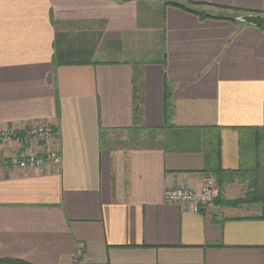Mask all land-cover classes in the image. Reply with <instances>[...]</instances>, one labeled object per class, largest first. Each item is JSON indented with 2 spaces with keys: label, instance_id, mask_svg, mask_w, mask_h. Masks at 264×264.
I'll list each match as a JSON object with an SVG mask.
<instances>
[{
  "label": "crops",
  "instance_id": "1",
  "mask_svg": "<svg viewBox=\"0 0 264 264\" xmlns=\"http://www.w3.org/2000/svg\"><path fill=\"white\" fill-rule=\"evenodd\" d=\"M235 11L264 18V0H0V131L18 134L0 158L41 155L47 144L24 133L47 125L61 159L0 172V260L72 264L80 250L81 264H264L254 207L164 202L214 177L217 145L236 171L242 135L264 125V30ZM164 78L171 125L192 137L132 131L162 128Z\"/></svg>",
  "mask_w": 264,
  "mask_h": 264
},
{
  "label": "trees",
  "instance_id": "2",
  "mask_svg": "<svg viewBox=\"0 0 264 264\" xmlns=\"http://www.w3.org/2000/svg\"><path fill=\"white\" fill-rule=\"evenodd\" d=\"M186 11L193 12L201 17H212L204 12H199L197 7L199 5L187 3H172ZM237 16L230 18L236 21V17L242 14L235 11ZM216 18V17H212ZM259 27V26H258ZM264 30V24L260 26ZM165 79V78H164ZM174 114V106L172 102V89L167 80L163 83V96H162V128H142L140 130L133 129L137 133V137L145 136L150 140L161 138L167 131L172 132L171 129L177 130L176 135L182 137L193 136L199 129L185 128L178 129L171 125L172 117ZM171 130V131H170ZM192 147H190L191 149ZM181 150L187 149L186 146L180 147ZM240 151L242 163L236 171H223L219 166V146L214 148V151L206 154V172L214 175L216 185L218 187L219 195L222 194L223 185L228 182H236L241 180L249 181V190H247L242 197L235 200H215V203L221 204L229 208H240L242 206H259V217L264 219V125L260 128H250L242 135L240 140ZM242 175V176H240ZM226 178V179H223ZM218 195V196H219ZM221 197V196H220ZM213 204V205H214ZM0 264H28L21 260H0Z\"/></svg>",
  "mask_w": 264,
  "mask_h": 264
},
{
  "label": "built area",
  "instance_id": "3",
  "mask_svg": "<svg viewBox=\"0 0 264 264\" xmlns=\"http://www.w3.org/2000/svg\"><path fill=\"white\" fill-rule=\"evenodd\" d=\"M55 128L47 125L29 128L24 133V138L29 140H40L47 144L45 154L26 155L18 157L12 155L7 158H0V172H9L10 170H31L39 172L46 166H60V156L53 149L50 142L53 138H57ZM18 138V134L14 131H5L0 133V142L12 141ZM217 195V188L212 178H205L200 191L190 189H172L164 193V202L169 204H180L188 206L193 212H201L212 208V201ZM207 212V211H206ZM80 250H77L72 258V264H81Z\"/></svg>",
  "mask_w": 264,
  "mask_h": 264
},
{
  "label": "rangeland",
  "instance_id": "4",
  "mask_svg": "<svg viewBox=\"0 0 264 264\" xmlns=\"http://www.w3.org/2000/svg\"><path fill=\"white\" fill-rule=\"evenodd\" d=\"M5 131H10V130H3V131H0V133H3V132H5ZM57 131V130H56ZM57 133H58V131H57ZM58 135V134H57ZM116 135V141H118V142H125L126 141V138H125V136H124V134H115ZM37 140V139H36ZM53 140H54V138H53ZM37 141H40V140H37ZM42 142V141H41ZM53 149H55L54 147H53ZM45 151H46V149L44 150V152L42 153V154H45ZM28 155H35V154H28ZM240 176H242V175H240ZM207 177H209V178H212L213 179V181H214V183H215V185H216V182H215V179H214V177H212V176H207ZM206 177V178H207ZM205 179V178H204ZM223 179H226V178H223ZM239 182V184H240V186H239V188L240 189H238L239 190V195L237 196V197H235L233 200H235V199H239L240 197H242L243 196V194L247 191V190H249V187H250V185H249V181L248 180H239L238 181ZM229 183H231V182H228V183H225V185H228ZM216 188H217V195H216V197L213 199V201H212V204H214V202H215V200H217L218 198H219V190H218V187H217V185H216ZM249 206H251L252 208L254 207L255 208V210H254V214H259V206L257 205V206H252V205H249ZM256 208L258 209V211H256ZM206 211L207 212H209L210 211V209H207V210H203V211H201V212H205L206 213ZM200 212V211H199Z\"/></svg>",
  "mask_w": 264,
  "mask_h": 264
},
{
  "label": "water",
  "instance_id": "5",
  "mask_svg": "<svg viewBox=\"0 0 264 264\" xmlns=\"http://www.w3.org/2000/svg\"><path fill=\"white\" fill-rule=\"evenodd\" d=\"M238 22L249 24L252 26H262L264 18L260 15H243L236 18Z\"/></svg>",
  "mask_w": 264,
  "mask_h": 264
}]
</instances>
